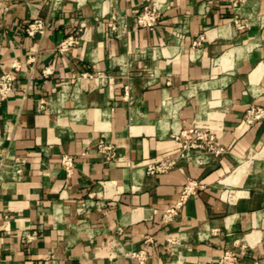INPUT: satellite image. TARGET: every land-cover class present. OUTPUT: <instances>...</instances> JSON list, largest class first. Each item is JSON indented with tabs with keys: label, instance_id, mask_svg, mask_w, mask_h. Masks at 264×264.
I'll list each match as a JSON object with an SVG mask.
<instances>
[{
	"label": "crops",
	"instance_id": "1",
	"mask_svg": "<svg viewBox=\"0 0 264 264\" xmlns=\"http://www.w3.org/2000/svg\"><path fill=\"white\" fill-rule=\"evenodd\" d=\"M146 6L152 28L137 22ZM39 17L49 28L29 36ZM14 63L0 105V264H138L142 250L146 264H222L226 251L264 264V118L244 122L264 108V0H13L0 7V75ZM194 124L224 152L149 173ZM188 179L197 192L165 220Z\"/></svg>",
	"mask_w": 264,
	"mask_h": 264
},
{
	"label": "built area",
	"instance_id": "2",
	"mask_svg": "<svg viewBox=\"0 0 264 264\" xmlns=\"http://www.w3.org/2000/svg\"><path fill=\"white\" fill-rule=\"evenodd\" d=\"M13 0H0V7H7L12 3ZM116 16L112 15L111 19H115ZM158 12L154 6H146L143 11L138 15L137 22L140 25L147 27H154L157 23ZM50 26V22L44 18H35L29 22L26 26V33L29 36L44 35ZM115 28V26H112ZM243 27V25H241ZM81 30V29H80ZM79 42V31L66 37L58 45L60 52H66L71 47ZM19 69L18 63L13 64V70L8 71L0 75V105L9 97V94L14 88V83L17 79L16 70ZM46 102L41 100L39 107L45 109ZM264 118L263 107H250L245 115V125L250 126L255 121ZM175 138L182 143L181 150L173 157L164 159L163 161L149 165L148 172L155 173L159 171H166L173 165L177 164L181 160L187 159L185 151L192 153L191 149H195L197 152L214 151L216 154L224 152V148L221 147L216 139V133L211 130H206L200 127L198 124H194L191 127H185L175 134ZM0 141V145H1ZM99 150L105 154L106 161L116 158V152L114 147L105 139H101L98 143ZM4 154L0 147V169L3 170L5 167ZM62 167L66 170L67 174H71L74 168V160L69 155H63L61 158ZM13 177H18L22 171V167L19 163L15 164L12 168ZM200 184L195 179H188L184 185L177 200L172 203L164 212L163 218L165 220H172L179 215L181 207L186 203L188 198L195 194ZM7 218V216H6ZM38 236V232L33 230L27 232L24 235V242H31ZM132 256L137 259L138 264H146L147 254L146 251L133 252ZM237 254L234 251H226L221 257L222 264H236ZM163 264V263H161Z\"/></svg>",
	"mask_w": 264,
	"mask_h": 264
},
{
	"label": "bare ground",
	"instance_id": "3",
	"mask_svg": "<svg viewBox=\"0 0 264 264\" xmlns=\"http://www.w3.org/2000/svg\"><path fill=\"white\" fill-rule=\"evenodd\" d=\"M184 154H185V155H188V154H189V152H186V151H185V153H184Z\"/></svg>",
	"mask_w": 264,
	"mask_h": 264
},
{
	"label": "rangeland",
	"instance_id": "4",
	"mask_svg": "<svg viewBox=\"0 0 264 264\" xmlns=\"http://www.w3.org/2000/svg\"><path fill=\"white\" fill-rule=\"evenodd\" d=\"M191 151H195V149H191Z\"/></svg>",
	"mask_w": 264,
	"mask_h": 264
}]
</instances>
